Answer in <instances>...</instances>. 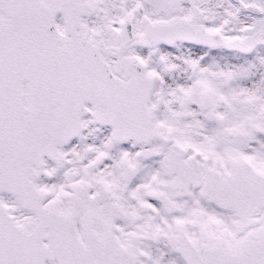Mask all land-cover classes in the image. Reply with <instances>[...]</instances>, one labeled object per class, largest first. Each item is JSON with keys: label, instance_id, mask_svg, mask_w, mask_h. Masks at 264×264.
Masks as SVG:
<instances>
[{"label": "snow or ice", "instance_id": "obj_1", "mask_svg": "<svg viewBox=\"0 0 264 264\" xmlns=\"http://www.w3.org/2000/svg\"><path fill=\"white\" fill-rule=\"evenodd\" d=\"M0 264H264V0H0Z\"/></svg>", "mask_w": 264, "mask_h": 264}]
</instances>
